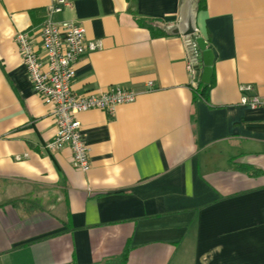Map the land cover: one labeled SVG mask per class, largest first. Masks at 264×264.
Masks as SVG:
<instances>
[{
  "label": "crops",
  "instance_id": "crops-1",
  "mask_svg": "<svg viewBox=\"0 0 264 264\" xmlns=\"http://www.w3.org/2000/svg\"><path fill=\"white\" fill-rule=\"evenodd\" d=\"M88 52L72 91H137L116 115L77 118L91 169L72 166L14 42L49 0H0V264H264V0H204L189 75L182 0H68ZM198 40L207 46L202 50ZM152 87L149 88L148 84ZM205 89L203 95L194 87Z\"/></svg>",
  "mask_w": 264,
  "mask_h": 264
},
{
  "label": "built area",
  "instance_id": "built-area-1",
  "mask_svg": "<svg viewBox=\"0 0 264 264\" xmlns=\"http://www.w3.org/2000/svg\"><path fill=\"white\" fill-rule=\"evenodd\" d=\"M49 1L45 20L38 27L42 53L36 50L35 38L30 31L18 32L14 42L34 94L52 108L57 131L51 142L44 146L46 151L55 153L69 147L73 168L86 173L91 169L90 150L84 142L82 124L77 117L91 110H101L114 116L120 106L135 102L139 93L123 88H110L84 96L73 93L74 65L88 52L100 51L102 44L85 40V30L79 22H57L53 19V16L71 6L70 1ZM191 61L189 55L187 70L193 77L197 70ZM148 87L151 88L152 84L149 83ZM239 90L242 93L241 104L264 112V96L256 93L254 86L240 85Z\"/></svg>",
  "mask_w": 264,
  "mask_h": 264
},
{
  "label": "water",
  "instance_id": "water-1",
  "mask_svg": "<svg viewBox=\"0 0 264 264\" xmlns=\"http://www.w3.org/2000/svg\"><path fill=\"white\" fill-rule=\"evenodd\" d=\"M199 8V0H182V6L180 8V19L177 22L176 33H179L181 36L185 38V43L189 52V55L192 59L194 68L197 70V78L198 79V71H199V64L197 62L196 52L194 47V37L198 33L197 27V14ZM200 44L202 50H205V46L207 44L203 40L197 41Z\"/></svg>",
  "mask_w": 264,
  "mask_h": 264
},
{
  "label": "trees",
  "instance_id": "trees-1",
  "mask_svg": "<svg viewBox=\"0 0 264 264\" xmlns=\"http://www.w3.org/2000/svg\"><path fill=\"white\" fill-rule=\"evenodd\" d=\"M202 3H204V0H199V8H200V6L202 5ZM198 87H199V85H197L196 87H194L195 90H196V91H200V94L203 95V94L205 93V89H206V88L200 90V88H198ZM128 251H129V250L126 249L125 252H124V253L122 254V256L120 257V258H121V262H120V263L124 264L123 262L126 261V259H127ZM71 264H76V262H73V263H71Z\"/></svg>",
  "mask_w": 264,
  "mask_h": 264
}]
</instances>
